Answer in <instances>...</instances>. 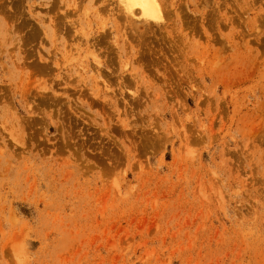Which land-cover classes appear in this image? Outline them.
Returning <instances> with one entry per match:
<instances>
[{"label": "rangeland", "instance_id": "1", "mask_svg": "<svg viewBox=\"0 0 264 264\" xmlns=\"http://www.w3.org/2000/svg\"><path fill=\"white\" fill-rule=\"evenodd\" d=\"M153 1L0 0V264H264V0Z\"/></svg>", "mask_w": 264, "mask_h": 264}, {"label": "bare ground", "instance_id": "2", "mask_svg": "<svg viewBox=\"0 0 264 264\" xmlns=\"http://www.w3.org/2000/svg\"><path fill=\"white\" fill-rule=\"evenodd\" d=\"M129 10L137 8L140 10L145 17H155L156 15V6L153 0H123ZM125 7V6H124ZM136 12V11H135Z\"/></svg>", "mask_w": 264, "mask_h": 264}]
</instances>
